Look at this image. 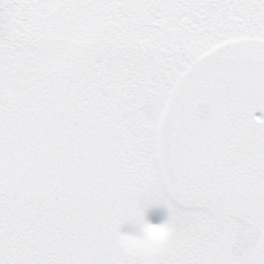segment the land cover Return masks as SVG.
Returning a JSON list of instances; mask_svg holds the SVG:
<instances>
[{"label": "snow or ice", "instance_id": "snow-or-ice-1", "mask_svg": "<svg viewBox=\"0 0 264 264\" xmlns=\"http://www.w3.org/2000/svg\"><path fill=\"white\" fill-rule=\"evenodd\" d=\"M0 264H264V0H0Z\"/></svg>", "mask_w": 264, "mask_h": 264}, {"label": "rangeland", "instance_id": "rangeland-1", "mask_svg": "<svg viewBox=\"0 0 264 264\" xmlns=\"http://www.w3.org/2000/svg\"><path fill=\"white\" fill-rule=\"evenodd\" d=\"M259 114V113H257ZM167 217V209L159 206H153L146 211V218L152 223H162ZM124 230H128L127 226Z\"/></svg>", "mask_w": 264, "mask_h": 264}, {"label": "clouds", "instance_id": "clouds-1", "mask_svg": "<svg viewBox=\"0 0 264 264\" xmlns=\"http://www.w3.org/2000/svg\"><path fill=\"white\" fill-rule=\"evenodd\" d=\"M158 224H162V223H158ZM161 234L159 231L157 233H154V235H159Z\"/></svg>", "mask_w": 264, "mask_h": 264}]
</instances>
